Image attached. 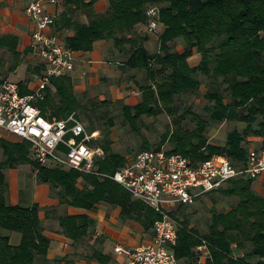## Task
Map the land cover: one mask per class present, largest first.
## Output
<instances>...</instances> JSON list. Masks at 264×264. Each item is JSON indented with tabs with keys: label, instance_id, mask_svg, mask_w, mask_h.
I'll return each mask as SVG.
<instances>
[{
	"label": "trees",
	"instance_id": "16d2710c",
	"mask_svg": "<svg viewBox=\"0 0 264 264\" xmlns=\"http://www.w3.org/2000/svg\"><path fill=\"white\" fill-rule=\"evenodd\" d=\"M99 1L65 0L70 9L62 18L65 16V25L69 21L75 30L66 44L74 52H89L98 41H112L116 48L125 51L128 69L146 71L147 77L141 85L142 101L122 108L123 117L134 130L143 117H157L166 108L177 126L162 140L171 144L172 148L167 150L170 154H182L193 163L219 155L240 167L248 160L250 137L262 138L259 150L264 151V0H107L109 8L101 14L94 9ZM151 8L159 12L158 27L164 26V31L159 32L158 54L146 49L148 35L142 32L144 30L139 31L142 26L149 31L148 11ZM76 10L87 15L88 23L68 19ZM179 40L184 42V51L173 52ZM0 47L11 53L14 63L21 57L16 38H0ZM195 53L200 54L201 61L193 67L190 60ZM15 67L16 64L11 68ZM2 68L0 59V86L5 82ZM199 76H205L214 85V89L205 94L209 102L204 109L208 120L190 109L177 116V98L185 93H198L202 86ZM19 86L21 95L33 93L24 84ZM120 103L122 101L105 100L93 102L89 107L87 101L76 95L70 75L51 78L44 98L36 102L49 120L64 119L80 112L89 120L91 132L100 130L98 126L107 120L108 126L102 129L103 139L93 143L105 153L96 162L98 175L51 164L44 166L31 154L29 142L0 139L3 152L0 162V264H49L51 241L44 233L41 207L9 203L6 171L20 165L30 164L39 183L50 185L63 204L95 211L98 205L106 203L120 207L123 220H135L146 230L154 229L160 218L154 209L133 199L123 186L108 177L129 161L112 149L115 117L109 118V112L101 111L103 107ZM190 114L196 123L193 130L182 125ZM225 122L240 123L244 129L235 128L229 132L225 146L211 144L208 128ZM163 143L155 150H162ZM152 147L146 142L141 151ZM253 183L254 179L240 177L228 182L227 188L218 190L226 197L239 198V202L227 213H214L208 234L202 236L188 225L179 224L178 241L173 249L180 264H203L195 249L204 242L210 251L205 264H264V197L254 191ZM59 222L62 233L74 245L84 244L95 233L96 223L86 214L60 217ZM4 231L21 234V244L13 245ZM98 260L102 259L98 257ZM65 264L74 262L66 259Z\"/></svg>",
	"mask_w": 264,
	"mask_h": 264
},
{
	"label": "built area",
	"instance_id": "2783aa9c",
	"mask_svg": "<svg viewBox=\"0 0 264 264\" xmlns=\"http://www.w3.org/2000/svg\"><path fill=\"white\" fill-rule=\"evenodd\" d=\"M25 1L26 15L35 24L32 49L43 61L45 72L37 90L30 95H21L19 84L14 82L5 81L0 86V139L10 133L29 142L33 157L41 164L98 175L96 162L105 153L93 143L100 140V132H89L77 113L49 120L36 104L44 98L51 78L74 72L76 56L60 35L53 32L57 16L49 12L48 6L55 5L56 0ZM158 13L156 8L148 11L149 32L158 29ZM263 176V150H250L247 162L240 167L224 156L193 163L190 158L167 150L140 152L108 177L123 186L133 199L154 209L160 218L149 244L130 251L117 248L116 252L128 257L127 264H180L173 249L180 225L169 213L171 206L193 205L202 196L240 177L256 180ZM198 249L206 251L207 258L210 256L206 242Z\"/></svg>",
	"mask_w": 264,
	"mask_h": 264
},
{
	"label": "crops",
	"instance_id": "0c3cea01",
	"mask_svg": "<svg viewBox=\"0 0 264 264\" xmlns=\"http://www.w3.org/2000/svg\"><path fill=\"white\" fill-rule=\"evenodd\" d=\"M108 8L107 0H101L94 6L95 11L100 14L105 13ZM25 9V0H0V38H16L18 52L21 55L19 60L14 63L11 53L0 47V59L3 61L4 81L12 82L11 77H21L22 72L23 77L14 83L19 85L22 83L31 92H34L39 86L40 77L45 72V65L33 52L32 33L35 24L26 15ZM69 9L70 7L65 5V0H56L55 5L48 6L49 12L56 14L58 19L53 32L60 35L65 43L75 35V30L70 26V22L66 21L65 25V16L62 18ZM68 19L72 22L88 23V17L82 10L70 13ZM142 29L148 35V40L145 43L146 49L151 54L160 53L159 33L149 32L144 26L139 28V31ZM172 51L183 52L184 47L181 50L173 49ZM75 56V70L70 74V77L78 97L86 99L89 95L91 98H99L101 101L107 99L122 101L130 106L141 102L140 95L136 92L137 86L131 87L132 85L129 83L135 81L136 84L143 73L141 70H132L125 66L128 60L125 51L116 48L112 41H98L92 51L75 52ZM200 61V54L195 53L190 63L195 67L199 65ZM194 62L196 63L194 64ZM15 64L16 67L11 68ZM129 90L132 93H129ZM225 125H227L226 122ZM18 138L10 133H5L3 139L17 142ZM254 138L255 141L262 144V138ZM249 141V150L255 149L251 146L252 138H249ZM2 159L3 152L0 150V162ZM17 170L6 171L9 183V203L13 206L21 203L38 204L41 207L44 233L51 241L47 257L49 264H65L66 259L72 260L74 264H127L128 257L117 253V248L130 251L152 241L154 229L146 230L141 222L135 220H123L120 207L102 203L97 206L95 211H85L63 204L50 185L39 183L36 174L28 173L26 182L22 183ZM257 180L259 183L255 182L253 189L264 196V176L255 181ZM84 214L95 221V233L84 244L74 245L73 241L62 233L59 218ZM47 215L49 216L47 217ZM13 233L15 232H3L10 237L13 245L18 246L22 242V235L19 233L13 235ZM98 257L102 260H98ZM202 263L205 264V262Z\"/></svg>",
	"mask_w": 264,
	"mask_h": 264
},
{
	"label": "rangeland",
	"instance_id": "374dc122",
	"mask_svg": "<svg viewBox=\"0 0 264 264\" xmlns=\"http://www.w3.org/2000/svg\"><path fill=\"white\" fill-rule=\"evenodd\" d=\"M162 31H164V26L160 24L156 33ZM142 32L144 33V31ZM183 45H184L183 40H179L178 42H176L174 49L181 50L184 47ZM195 63L196 62H194V64ZM141 72L143 73L142 74L143 78L142 77L138 78L136 84L135 81L133 82L130 81L129 84L132 85L131 87H133L134 85L137 86L138 89L136 90V92L139 93L140 95L139 97L142 101L143 91L141 89V85H143L144 80L147 77V73L145 70H141ZM20 76L21 77L12 76L11 81L15 82L18 81L20 78H22L23 77L22 72ZM199 79L201 80L202 86L198 93L196 94L185 93L181 97L177 98L176 107L179 110L177 116L186 113L190 109L193 111V113L199 114L203 118L208 120V116L205 114L204 109L206 106L209 105V102L205 99V94L208 93V91L213 90L214 85L212 81L206 78L205 76H199ZM128 92L132 93L131 90H129ZM89 97H90L89 95L86 97V99L80 97V99L83 100L84 102L87 101V105L89 107H92L94 105L92 104L93 102L95 103L101 101L99 98H91V97L89 98ZM107 100L113 101L111 99H107ZM124 105H126L124 102L120 104H116L113 107L112 105H110L109 108L103 107L101 111L109 112L110 113L109 118L115 117L114 118L115 127L112 129V135H111V139L113 141L112 149L117 153H121L122 155H125L129 160H132L137 154L142 152L141 151L142 147L146 142H148L153 146L152 147L153 149L151 150H155L157 146L163 143L162 140L166 135L172 133L177 129V126L174 123V117L170 116L165 108L164 112H161L157 117H147V116L143 117V121L138 124L139 127H136L137 130H134V128L131 127L129 122L126 121L125 118L123 117L122 108ZM77 115H78L77 117H79L80 119H82V121L85 122L89 132H91L90 131L91 124L89 120L85 118L82 114H80V112L77 113ZM191 116H192L191 114L187 116V119L183 121L182 125L187 129L193 130L196 128V123L192 120ZM106 122L107 120H104L101 124V127L98 126V128L100 129L98 130L100 132V140L103 139L102 129L105 126H108ZM239 125L241 124L227 123V125H225L224 123L221 125H212L211 127L208 128L207 131V137L209 142L211 144L225 146L227 143L229 132L233 131L235 128H239L241 130L244 129L243 125L241 126ZM250 138H252L251 146L259 150L262 144L255 141L254 137H250ZM21 142H24V140L18 138L17 143H21ZM171 148L172 146L170 143H163L162 150H170ZM30 149L32 154V148ZM215 156H219V155H215ZM42 165L47 166L45 164ZM15 169H18L17 171L19 177L21 178L22 183L26 182V175L28 173L36 174L34 168L30 164L20 165ZM8 170H12V169H8ZM255 182H257V184L259 183L258 180L257 181L254 180L252 187L253 186L255 187L254 185ZM225 187L227 188L228 186L225 185ZM238 202H239V198L226 197L220 191H216L202 196L193 205H188V206L173 205L171 206L169 213L171 217L175 219L179 224L188 225L190 228L198 231V233L203 236L209 233V229L213 220L214 213H218V214L227 213L232 208H234L238 204ZM16 234L17 233H13V235ZM195 251L196 253L199 254L201 262L206 263L207 261L206 251H200L198 248H196Z\"/></svg>",
	"mask_w": 264,
	"mask_h": 264
}]
</instances>
